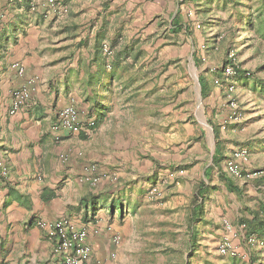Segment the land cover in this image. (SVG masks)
<instances>
[{
	"label": "crops",
	"instance_id": "obj_1",
	"mask_svg": "<svg viewBox=\"0 0 264 264\" xmlns=\"http://www.w3.org/2000/svg\"><path fill=\"white\" fill-rule=\"evenodd\" d=\"M60 1L67 8L66 14L44 16L43 9L30 12L28 0H0V264H58L49 230L37 224L62 218L87 232L92 251L87 264H117L122 242L131 241V235L135 238V232L128 235L119 226L132 222L135 213L123 217L109 209L110 204L126 202L113 190L112 185L121 181L119 175L128 181L123 187L126 192L136 187L141 192L148 193L152 187L166 192L168 184L172 187L169 191L175 193L180 185L189 190L204 182L210 190L199 207L194 208L192 203L195 190L192 200L189 196L185 200L170 198L164 204L174 210L183 209L187 225L191 214L200 210L199 220L189 234L197 243L186 248L202 254L208 250L204 246L210 242L216 245L225 235L223 221L238 230L263 202L253 182L239 181L225 173L224 161L211 167L216 144L222 159L242 146L228 147L232 143L220 136L218 142L215 138L196 139L195 163H190L187 170H181L180 163L184 160L188 164L185 159L193 156L190 150L152 152L150 157L139 159L133 151H127L135 142H125L118 148L119 136L111 129L119 127L121 120L109 97V76L99 77L93 61L95 35L100 28L105 30L103 43L111 42L118 34L124 42L125 35L129 40L139 37L143 48V38L149 34L142 20L147 15L144 8L148 0ZM174 2L163 1L168 13H177L178 3L173 10ZM134 11L139 12V19L132 18ZM15 65L23 69L22 75ZM22 87L30 89L29 102L10 114L11 92ZM68 105H74L84 121H94L88 138L52 132L57 111ZM62 156L67 157L65 162ZM118 164L129 165L128 173L116 174L113 168ZM199 169L201 178L196 181L194 175ZM3 170L5 177L1 176ZM187 172L186 182H180ZM220 173L229 180L228 185ZM87 175L99 177L96 187L81 182Z\"/></svg>",
	"mask_w": 264,
	"mask_h": 264
},
{
	"label": "rangeland",
	"instance_id": "obj_2",
	"mask_svg": "<svg viewBox=\"0 0 264 264\" xmlns=\"http://www.w3.org/2000/svg\"><path fill=\"white\" fill-rule=\"evenodd\" d=\"M163 1L148 0L144 8L147 15L143 16V26L149 33L143 38L141 48L145 56L132 70H118L110 87L109 97L117 106L116 116L121 120L119 127L111 129L119 136L118 148L125 142H135L127 151H133L139 159L150 157L152 152L172 154L175 150H190L193 156L185 159L188 164H184V160L180 163L181 170H187L190 163H195L194 149L198 147L195 140L214 139L212 126L219 124L215 128H219L222 139L232 143L228 147L250 149L247 170L259 171L260 176L244 181L253 182L257 188L260 185L257 181L264 177V96L253 90L254 80L236 79L238 109L232 119L226 95L213 85V79L217 78L215 74L230 51L236 55L241 72H251L258 81L264 79V42L253 31H248L246 24L259 0H175L173 10L178 3L183 24L188 27V33L179 37L168 34L171 14L175 11L168 13ZM132 18L139 19V12L134 11ZM125 36L126 42L137 40L140 44L139 37L129 40V35ZM119 39V43L124 42L121 35ZM199 77H204L208 83L209 96L205 99L201 97ZM223 151L228 149L223 147ZM128 166L118 164L113 170L116 174H127ZM186 176L189 177V172L179 181L186 182ZM194 178L196 181L201 178L200 169ZM118 179L121 181L112 185L113 190L126 198L123 205L135 207L133 221L119 226L128 235L135 232V238L131 235V241L122 242L117 264H232L229 258L217 253L221 239L216 245L210 242L204 246L209 251L203 250L202 254L188 252L190 232L186 212L164 206L170 198L185 200L189 196L192 200L196 185L189 190L180 185L179 192L175 189V193H171L172 187L165 184L168 192L158 188L159 196L152 197L137 187L126 192L125 176L119 175ZM257 193L264 200V194L260 190ZM127 215L125 210L123 217ZM257 255L264 257V250ZM235 261V264H253L248 256Z\"/></svg>",
	"mask_w": 264,
	"mask_h": 264
},
{
	"label": "built area",
	"instance_id": "obj_3",
	"mask_svg": "<svg viewBox=\"0 0 264 264\" xmlns=\"http://www.w3.org/2000/svg\"><path fill=\"white\" fill-rule=\"evenodd\" d=\"M29 11L37 12L43 9L44 16L47 13L66 14L67 8L62 5L60 0H28ZM102 55L107 61L112 56V50L107 43L102 44ZM227 65L222 67L221 74L223 79L230 80L237 76L239 69L236 55L233 51L227 54ZM17 73L22 75L23 69L17 65ZM106 69L110 70V64L106 63ZM214 69H212L213 71ZM250 73H246V77ZM214 86L222 91L227 98L228 110L231 113V118L237 116V101L235 99L236 88L233 82H226L220 78L213 79ZM11 106L9 113L14 114L25 106L30 99V89L22 87L11 92ZM95 123L92 119L81 118L79 110L74 105H68L58 110L55 116V122L51 126L54 133L63 131L69 135H83L88 138L93 130ZM250 152L246 147H239L231 152V154L224 161L225 173L239 181L256 179L260 176L259 171H248L247 165L249 164ZM67 157L62 156V161H66ZM90 172L95 171V166H90ZM1 176L5 177L6 172L3 170ZM99 177L95 175H87L81 178L82 183L90 186H95L99 182ZM149 195L152 197L159 196L158 189L152 187L149 190ZM38 227L41 229H48V237L54 242L53 254L58 259V264H87L91 258V247L88 244L87 232L85 229L75 227L67 218H62L54 223L38 222ZM225 235L221 238L218 246L217 253L219 256L230 259L243 260L247 257L246 253L241 249V241L245 240L248 246H262V242L255 236L245 237L242 225L238 230H235L231 223L223 221ZM118 238H114L117 243Z\"/></svg>",
	"mask_w": 264,
	"mask_h": 264
},
{
	"label": "trees",
	"instance_id": "obj_4",
	"mask_svg": "<svg viewBox=\"0 0 264 264\" xmlns=\"http://www.w3.org/2000/svg\"><path fill=\"white\" fill-rule=\"evenodd\" d=\"M187 1V0H186ZM246 24L248 26V31H253L254 34L258 37L259 40L264 42V0H259L257 7L253 9V12L251 11V14L249 15ZM168 34H171L173 36H182L183 34L188 33V27L187 25L183 24L182 16L179 14V11L175 14L174 18L172 19L171 23L168 26ZM168 36V35H167ZM105 30L101 29L96 33L95 35V52H94V62H96L98 66L97 74L100 76H109V82L112 83L115 80L116 72L118 70H132L135 65L138 64V62L145 56V52L141 49L140 45L138 44V41H132V42H122L119 43V34L116 35L114 39H112L110 45V48L112 50V56L107 61L105 57L102 55V44L105 40ZM193 61L194 64L197 66V62L195 59V56L193 54ZM106 63L110 64V70H106ZM227 60L224 61L223 65L218 69L216 72V77L220 78V80H224L226 82H233L235 85V80H254L253 81V90H256V93L259 95L264 96V79H261L260 81L255 80V75H253L249 71H240L237 70V76L233 80H226L223 79L221 74V69L225 65H227ZM264 70V67L262 68ZM246 73H250L248 77H246ZM199 85H200V93L202 99H205L209 96V87L206 79L204 77H199ZM214 85V84H213ZM219 91V90H218ZM100 108V107H99ZM98 108V109H99ZM101 111V109L99 110ZM213 134L215 141L219 139L220 136V130L219 128H215L213 126ZM81 138L83 135H81ZM244 147V146H242ZM239 148V147H238ZM248 150L249 148L246 147ZM221 148L218 144L215 145L214 153H213V162L211 167H218L221 163L222 157L220 152ZM221 174L222 180L228 185L230 182L228 179H225L223 176V173ZM207 177V176H206ZM262 178V179H261ZM260 185H258V190H260L264 194V177H260V179L257 181ZM210 189L204 182H201L200 185H198L195 189V194L193 198V205L194 208H197L200 206V201L204 200L205 196L207 195L208 191ZM93 209V208H92ZM109 209L111 211H117L119 215H123L124 211L127 210V213L134 214L135 208L134 207H126L122 203L118 204H110ZM200 210L196 213H192L189 219L188 229L189 232L193 229V225L198 219V215H200ZM252 217L250 219H245L243 223L240 225L244 226V235L245 237L255 236L259 241L262 242V246H248L245 240L241 241V249L246 253L248 258H250L251 263L255 264H263L264 257L260 254L264 250V200L261 202L257 209L255 211L251 212ZM193 242H196L195 236H191L187 242L190 247H193ZM259 256V257H258ZM254 259L256 261H254ZM232 264H235V259H230Z\"/></svg>",
	"mask_w": 264,
	"mask_h": 264
}]
</instances>
